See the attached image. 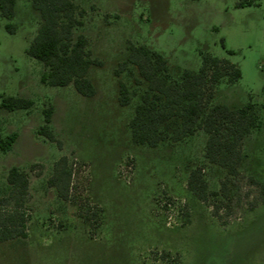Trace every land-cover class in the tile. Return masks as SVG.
I'll use <instances>...</instances> for the list:
<instances>
[{
    "label": "rangeland",
    "instance_id": "rangeland-1",
    "mask_svg": "<svg viewBox=\"0 0 264 264\" xmlns=\"http://www.w3.org/2000/svg\"><path fill=\"white\" fill-rule=\"evenodd\" d=\"M75 1L86 11L81 31L104 62L90 72L98 86L94 97L74 84L42 81L45 63L29 54L43 21L34 0H18L14 18L0 11L2 136L20 134L9 152L0 143V200L14 166L31 176L29 237L0 242V264H174L179 256L181 264H264V202L248 209L261 194L251 176L264 182V127L246 142L244 176L233 178V199L222 209L230 220L225 225L188 187L198 166L212 190L229 175L207 161L208 134L158 147L135 144L131 121L140 99L121 104L116 74L131 43L166 54L177 78L200 71L210 52L243 72L238 83H220L216 102L253 101L264 119V0L251 6L242 0ZM122 79L138 93L130 71ZM7 97L35 105L10 110L3 105ZM51 104L61 144L40 133ZM63 156L73 170L70 200L50 183ZM13 209L14 202L0 206Z\"/></svg>",
    "mask_w": 264,
    "mask_h": 264
},
{
    "label": "trees",
    "instance_id": "trees-1",
    "mask_svg": "<svg viewBox=\"0 0 264 264\" xmlns=\"http://www.w3.org/2000/svg\"><path fill=\"white\" fill-rule=\"evenodd\" d=\"M261 1L242 0L240 4L251 6ZM17 3L18 0H0V11L4 16L14 18ZM34 5L42 13L43 21L29 54L45 63L42 81L52 86L74 84L81 94L96 96L98 86L90 72L96 65L103 66L104 62L95 57L89 37L81 31L86 24L83 19L86 11L75 0H34ZM127 71L133 75L135 86L140 88L138 93L132 84L122 79ZM116 74L120 77L121 104L128 106L135 98L140 99L131 121L135 144L158 147L166 141H186L201 130L208 134L207 161L223 167L229 175L222 180L220 189L212 190L205 167L198 166L192 170L188 187L214 209L215 216L223 224H228L230 220L222 209L227 206L228 199H233L234 179L244 176L242 165L247 156L246 142L264 127L263 115L255 102L240 107L216 102L220 83H238L243 76L241 68L228 58L208 52L204 54L200 71L186 70L177 78L166 54L145 44L131 43L130 53L119 64ZM3 105L10 110L31 109L35 100L7 97ZM54 114L55 106L51 104L45 110V124L40 133L61 144L52 126ZM19 137L18 132L3 137L0 122V143L4 151H11ZM72 178L69 158L63 156L56 164L50 183L67 200L71 198ZM251 180L260 186L261 194L250 201L248 209L264 202V182L254 176ZM8 182L9 189L0 200V206L14 202L15 209L0 211V242L29 237L30 172L14 166ZM85 217L90 220L88 214ZM171 256L168 252L164 258ZM174 262L181 264L180 256Z\"/></svg>",
    "mask_w": 264,
    "mask_h": 264
}]
</instances>
